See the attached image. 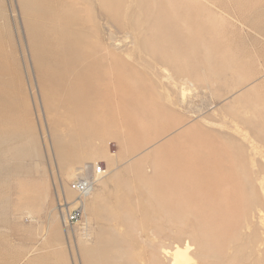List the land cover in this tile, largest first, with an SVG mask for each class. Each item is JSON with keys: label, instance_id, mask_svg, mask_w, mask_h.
<instances>
[{"label": "rangeland", "instance_id": "374dc122", "mask_svg": "<svg viewBox=\"0 0 264 264\" xmlns=\"http://www.w3.org/2000/svg\"><path fill=\"white\" fill-rule=\"evenodd\" d=\"M83 83L107 109L87 137L57 107ZM94 163L84 237L58 204ZM175 245L264 264V0H0V264H170Z\"/></svg>", "mask_w": 264, "mask_h": 264}, {"label": "bare ground", "instance_id": "6f19581e", "mask_svg": "<svg viewBox=\"0 0 264 264\" xmlns=\"http://www.w3.org/2000/svg\"><path fill=\"white\" fill-rule=\"evenodd\" d=\"M44 10V9H43ZM41 12H42V10H41ZM41 12H39L40 14H41ZM44 12V11H43ZM45 12H47V11H45ZM44 12V15H46L47 13H45ZM39 14V15H40ZM43 14V13H42ZM187 15V14H186ZM185 15V16H186ZM191 15V14H190ZM189 16V15H188ZM190 17V16H189ZM187 18V17H186ZM191 21V20H190ZM202 21V20H201ZM200 22V21H199ZM198 23V22H197ZM49 54V53H48ZM51 54V53H50ZM52 55L53 54H51V57H52ZM84 55H85V53H84ZM53 56H55V55H53ZM51 57L49 56H47V53H44V54H42V57H41V59H42V62H43V64L45 65V67H46V70H48V74L50 75V76H60V77H63V73H62V75H61V72H63L64 71V68H66V66H68L67 65V63H66V61H65V59H64V57H63V55H59V57H57V58H55V59H51ZM56 57V56H55ZM87 57V56H86ZM52 58H54V57H52ZM82 58V57H81ZM111 58V57H110ZM85 60H88V59H85ZM112 61H113V59H111V62H109V63H112ZM86 62V61H85ZM89 62V61H88ZM115 63V62H114ZM93 64H94V62H91L90 63V65L89 66H93ZM80 65V64H79ZM95 65V64H94ZM80 66H82V65H80ZM79 66V67H80ZM96 66V65H95ZM112 66H114L113 64H112ZM75 67V66H74ZM101 68V67H100ZM99 68V69H100ZM109 68H110V66H109ZM115 68V67H114ZM78 69H80V68H78ZM85 69V68H84ZM94 69H96V68H94ZM108 69V68H107ZM81 70V69H80ZM101 70H102V68H101ZM101 70H98V71H101ZM111 70V69H110ZM114 70V69H113ZM112 70V71H113ZM3 71V70H2ZM1 71V72H2ZM45 71V70H44ZM102 72H104L105 73V71H102ZM99 73H101V72H99ZM111 73V72H110ZM46 74V73H45ZM64 74H66V73H64ZM76 74V73H75ZM80 74V73H79ZM78 74V75H79ZM78 75H77V77H78ZM93 75H95V74H93ZM97 72H96V78H97ZM99 75H101V74H99ZM111 75H112V73H111ZM80 76V75H79ZM104 76V75H103ZM102 76V77H103ZM76 77V78H77ZM82 77V76H81ZM91 77H92V75H91ZM99 77V76H98ZM96 78H94V79H96ZM105 78V77H104ZM60 79V78H59ZM75 80V79H74ZM54 81V80H53ZM61 81V80H60ZM96 81V80H95ZM70 82V81H69ZM79 82H80V79L79 78H77V80H76V83L77 84H79ZM82 83V82H81ZM84 84V86H80V85H78L79 86V90L77 89V90H74L73 92H71L69 95H67L68 96V99H70V106L68 107L67 105H65V104H61V103H59L58 104V106L57 107H59V108H61L62 109V112H71L72 114H70V115H73L74 116V118L76 119V125H75V128H74V130L75 131H73L74 133L75 132H77L78 134H80L81 136H84V137H87L89 134H90V132H91V128H93V123H91V122H88L87 120L90 118V117H93L94 118V115H95V117H96V115L97 114H99V113H103V112H106L107 111V109H105L104 111H101V112H99L98 110H96V108H92L91 107V105L93 104H91L90 105V102H91V98L89 99V96H91L90 94H89V96H88V94H87V91L89 90V86L87 85V84H85V83H83ZM4 85V84H3ZM2 85V86H3ZM74 85V84H73ZM76 85V84H75ZM5 86V85H4ZM77 87V86H76ZM2 89V88H1ZM98 91V93L100 92L99 90H97ZM128 91H129V89H128ZM3 92H5V90L3 91ZM93 95V94H92ZM93 97V96H92ZM94 99V98H93ZM90 105V106H89ZM107 106V105H106ZM103 107V106H102ZM105 108V107H104ZM98 109V108H97ZM6 110V109H5ZM67 113V114H68ZM66 114V113H65ZM69 115V116H70ZM107 117V116H106ZM71 131H72V129H71ZM70 132V131H69ZM74 133H71V134H74ZM70 134V135H71ZM77 134V135H78ZM79 137V136H78ZM73 138V137H72ZM59 139V138H58ZM57 140V139H56ZM93 162H95V161H93ZM97 163H94V165H96ZM74 170H77V169H75L74 168ZM74 170H73V172H72V174H71V176L75 173L74 172ZM99 180V179H98ZM100 181V180H99ZM94 190V189H93ZM93 190H92V192H93ZM70 191V190H69ZM91 192V193H92ZM70 193H71V195H72V192L70 191ZM91 193L88 195V196H86V197H84V198H82V199H79V203L82 205V207H83V209H85V205H86V199L91 195ZM70 195V196H71ZM69 197V196H68ZM75 199V198H74ZM77 199V198H76ZM76 199H75V201H76ZM75 201H74V203H75ZM77 203V202H76ZM82 228H83V233H84V235H86V236H84V237H87V234H88V226L86 225V223L82 226ZM170 264H193V257L191 256V254H190V252H189V246H179V245H175L173 248H172V250L170 251Z\"/></svg>", "mask_w": 264, "mask_h": 264}, {"label": "built area", "instance_id": "2783aa9c", "mask_svg": "<svg viewBox=\"0 0 264 264\" xmlns=\"http://www.w3.org/2000/svg\"><path fill=\"white\" fill-rule=\"evenodd\" d=\"M105 172V167L99 163L80 167L75 171L74 177L69 183V189L76 194V201L75 199L66 201L62 198L58 204L60 206L59 210L62 223L65 226H76L80 223L85 224L82 212L83 207L78 201L92 192L96 182L103 177Z\"/></svg>", "mask_w": 264, "mask_h": 264}]
</instances>
